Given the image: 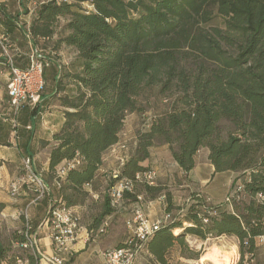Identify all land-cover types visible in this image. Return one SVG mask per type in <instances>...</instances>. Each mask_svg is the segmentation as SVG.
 Here are the masks:
<instances>
[{
    "label": "trees",
    "instance_id": "trees-1",
    "mask_svg": "<svg viewBox=\"0 0 264 264\" xmlns=\"http://www.w3.org/2000/svg\"><path fill=\"white\" fill-rule=\"evenodd\" d=\"M87 2L91 10L83 6ZM216 16L225 28L209 26ZM30 35L35 47L47 52L53 44L54 53L71 48L80 61L76 71L60 69L54 98L65 121L42 145H52L50 187L64 164L75 163L61 182V201L90 206L91 234L98 235L117 211L108 192L127 179L135 193L125 192L123 202H139L141 194L144 201L165 196L171 219L147 244L156 263L168 264L175 246L193 260L185 241L192 235L203 241L235 237L236 264H264V0H49L40 6ZM151 85L176 96L174 105L138 134L119 179L111 175L102 203L92 204L88 187H102L105 155L120 143L128 116L146 112L141 98ZM71 86L74 95L67 93ZM158 144L169 146L187 174L198 153L208 150L215 173L243 174L239 191L215 206L194 192L189 204L176 206L167 187L136 179L150 171L143 164ZM5 209L0 201V214ZM26 231L25 219L6 240L0 236V264H39L41 257L22 247Z\"/></svg>",
    "mask_w": 264,
    "mask_h": 264
},
{
    "label": "crops",
    "instance_id": "crops-1",
    "mask_svg": "<svg viewBox=\"0 0 264 264\" xmlns=\"http://www.w3.org/2000/svg\"><path fill=\"white\" fill-rule=\"evenodd\" d=\"M49 1V0H47ZM44 1L38 0H0V99L3 95L6 94V86L9 80V70L4 65L5 59L2 57V45L8 44L11 48L12 54L15 56V61L17 67L24 69L28 65L27 57L25 56L27 52L31 50V47L34 46L32 40L28 38V30L31 28L35 20L37 19L38 10L40 4ZM62 53V52H61ZM60 53V55H61ZM67 64V63H66ZM68 65V64H67ZM61 66V65H60ZM58 67L57 73L53 76L54 81V91L47 96H43L44 101L54 102L52 107H57L56 110H53L51 113H47L46 126L35 127L37 132L32 130H26L28 134H34V137L30 140V146L34 144L35 154L32 156L35 159V165L38 169V166L42 163L41 156L46 152V166L42 169L47 176H49V161H50V152L52 145L43 146L42 142L49 141L51 142L55 133H57L64 121V109L60 106L58 101L54 98L56 94V84L59 78L60 68ZM9 97V96H8ZM47 101V102H48ZM56 102L58 103L56 105ZM10 104V99H9ZM3 111L1 110L0 104V161L4 163L0 167V201L6 204V210H11L14 203L17 199L12 198L9 195L8 189L12 181L17 180L16 175L19 172L12 170V166L17 163L19 158H22V153L17 149L16 144L11 142V133L10 125L2 121ZM55 116H58V121L55 120ZM37 118V115H33V120ZM39 129V130H38ZM167 146V145H166ZM168 147V155L170 158L171 165L174 169L173 173H166L165 177H160L158 174V167L154 166L156 159L154 157V149L152 150V157L150 161L145 162L144 166H149L150 170H155L158 174L155 185H162L167 187L172 195L173 201L176 206H182V201H188V199H183L177 194L178 188L183 187V183L186 182V178L196 179L201 185L209 186L210 185V176L215 173L214 166L209 161V152L205 150V163H201V151L196 157L195 168L187 174L184 172L178 165V163L173 159L171 151ZM112 150V149H111ZM109 150L104 158V165L100 171L99 181L102 185L100 190L97 192L92 191V187H88L92 194V204L100 205L102 203L101 190L104 189L107 185L111 175H114L115 172L122 169L121 162H118V168L115 170H108L106 165L109 161L110 152ZM133 152V151H132ZM204 153V152H203ZM129 159V158H128ZM23 160V159H22ZM128 161V160H127ZM22 162V161H21ZM203 164V165H202ZM66 164H64L65 166ZM205 167L204 168H202ZM168 166H166L167 168ZM22 171V170H21ZM216 174V173H215ZM21 178V177H20ZM48 178V177H47ZM177 180L183 181L179 186L176 184ZM178 186V187H177ZM58 190L57 188H52V190ZM52 196V195H51ZM139 196L144 197V194ZM62 197L60 190H58L57 196H52V199L49 198L48 207L46 208V213L42 218H36V229L34 230L38 246L43 254V258L40 259L39 264H49L45 257L51 256L54 253L53 250V241L49 236V230L47 227L42 228V221L47 216V213L54 202L59 201ZM162 195L155 200H146L143 202H133L130 199H127L123 202L121 209L116 211L114 214L109 216L107 220L110 223V227L106 234L104 235H93L89 232L90 227L92 226L94 219L91 215L92 210L90 206H75L73 207L76 211L79 212L81 216V229L78 233L77 239L73 246V255L70 260V264H106L105 259L102 256V252L110 249L118 248L119 246L125 245L128 238L132 234V228L128 225L136 215V210L141 209L146 218L150 223H155L158 221L165 222L166 220V199ZM32 196H22L19 202H26L27 208V222L30 223V216L36 217L38 214L37 206H31ZM28 202V203H27ZM218 202H221L220 200ZM219 205V204H218ZM41 223V224H40ZM40 224V225H39ZM181 230H176L175 235L180 234ZM168 264H181L180 261H186L182 257L180 250L177 252V247L175 246L169 253ZM17 264H28L27 260L17 259ZM3 264H7L4 262ZM134 264H159L156 263L154 257L149 252L146 247L142 250L137 256Z\"/></svg>",
    "mask_w": 264,
    "mask_h": 264
},
{
    "label": "rangeland",
    "instance_id": "rangeland-1",
    "mask_svg": "<svg viewBox=\"0 0 264 264\" xmlns=\"http://www.w3.org/2000/svg\"><path fill=\"white\" fill-rule=\"evenodd\" d=\"M39 1V0H38ZM46 2L47 0H40ZM83 6L88 10H91L92 7L89 3H84ZM66 24V21L62 20L61 25L59 27V34L63 31V27ZM211 27H220L225 28V20L216 16L214 20L209 24ZM57 38V37H56ZM53 44L49 45L46 50L47 57L50 59V66L45 70V82L46 87L42 95V100L38 106L33 109L30 107H24L19 114L15 117L14 111L11 109L9 104V95L6 86V94L0 99L1 110L3 111L2 121L10 125V133H11V142L16 144L17 149L22 153V158H19L16 164L12 166V170H14L17 175L16 179L20 178L24 175L23 170V161L27 156L35 154V146L34 144L30 146V140L34 137V134L26 133L27 127L31 126L32 129L35 127L46 126V121L48 120L45 115L47 113H51L53 110H56L57 107H52L54 102L44 101L43 96H47L48 94L54 91V81L53 76L57 73L58 67L66 68L67 70L76 71V68L80 65V61L78 59L77 54L71 48L64 47L63 50L59 53L52 52ZM28 53V52H27ZM61 53V55H60ZM68 65H67V64ZM60 68V69H61ZM1 84V83H0ZM67 93L69 95H74L76 93L75 87H69L67 89ZM176 96L172 93H162L159 85H151L147 89H145L144 94L141 98L143 102L146 112L144 114H131L128 116L125 128L121 134L120 143L115 146L109 156V161L106 165L108 170L117 169L118 162H121V159L129 160L132 151L135 148L137 136L139 133L148 130V127L155 115H161L165 113L167 110H170L175 102ZM58 103L56 102V105ZM51 111V112H50ZM37 115V118L33 120V115ZM56 121H58V116L54 117ZM16 119L19 124L18 129V137H14L13 129H12V120ZM39 130V129H38ZM29 131V130H28ZM36 133L37 130L35 129ZM204 152V153H203ZM154 157L156 163H154L155 167H158V174L160 177H165L166 173H173L174 169L170 167L171 160L168 155V147L166 145L158 144L154 149ZM32 157V156H30ZM42 163L38 166V173H40L45 179H48L45 172L42 170L46 166L45 158L46 152L41 156ZM201 163H205V151H201ZM203 165V164H202ZM166 166H168L166 168ZM205 169V167L202 166ZM22 170V171H21ZM155 171V170H154ZM156 172V171H155ZM157 173V172H156ZM157 174V176H158ZM243 179V174L233 173V172H224V173H213L210 176V185L203 186L196 180L186 178V182L183 183V187L178 188L177 194L181 196L183 199H188V201H182L183 205L189 204L190 198L194 192H200L202 196L207 200V204L209 206H215L224 204L227 202V198L231 196V194L235 193L238 189L239 184ZM179 186L182 184L180 180L176 181ZM177 186V187H178ZM106 187V185H105ZM104 187V188H105ZM104 190V189H103ZM102 190V191H103ZM58 190H51V195L57 196ZM48 196L43 199L39 205L37 206L38 214L36 217L30 216V224L32 226V232L37 228L36 227V218H42V216L46 213V208L48 207L49 198L52 199V196ZM103 196V195H102ZM20 198H17V201L12 206L11 210H6L0 214V236L3 240H6L7 237L11 236L13 231H16L19 228L23 221L27 220V208L26 202H19ZM32 199V198H31ZM144 199V197H143ZM221 202H218V201ZM28 203V202H27ZM43 222V221H42ZM41 222V223H42ZM40 223V224H41ZM39 224V225H40ZM187 226V225H186ZM185 241L189 245V247L193 250L194 256H192L193 260L186 259V261H180L181 264H199V261L207 254L210 253H218L219 256L225 251H232V246H236V238L232 236H222L218 238H209L206 241L200 240L197 237L192 235L185 236ZM225 246V247H224ZM228 246V247H227ZM230 246V247H229ZM181 249L180 246H177V252ZM221 250V251H220ZM224 250V251H223ZM18 251V250H17ZM20 251V250H19ZM31 253L32 250H29ZM28 251V252H29ZM21 252V251H20ZM264 255V249L262 250ZM199 254L201 258L198 260L196 255ZM239 260L238 247L234 257L227 264H236ZM204 264H214L212 262L206 261Z\"/></svg>",
    "mask_w": 264,
    "mask_h": 264
},
{
    "label": "built area",
    "instance_id": "built-area-1",
    "mask_svg": "<svg viewBox=\"0 0 264 264\" xmlns=\"http://www.w3.org/2000/svg\"><path fill=\"white\" fill-rule=\"evenodd\" d=\"M27 34L28 38L32 40L30 29ZM25 56L27 57L28 65L26 68L21 69L16 65L15 56L12 54L10 46L8 44L2 45V57L5 59L4 65L10 73L7 90L10 106L14 111L15 117L24 107L35 109L40 104L46 87L44 78L45 70L50 66V59L47 57L46 52L38 47H31V50ZM12 129L14 137H18L19 124L16 119L12 120ZM27 130H32V127L28 126ZM126 162L127 160L121 159L122 166ZM22 163L24 175L11 182L8 192L14 199L31 195V206L38 205L43 199L50 196L52 188L60 190L62 186L61 182L65 179L67 171L75 166V163H69L63 166L58 172V179L50 187L45 177L38 173L33 157H25ZM119 175L120 171H117L113 177L119 179ZM136 179L139 182L154 185L157 179V173L154 170H150L146 173L139 174ZM239 189L238 187L237 190L239 191ZM125 192L135 193L134 183L127 179L120 180L108 192L111 206L117 211L123 205ZM229 197L226 200L227 202H229ZM138 201L143 202V197L138 196ZM135 213V218L128 223L130 228H132V234L125 245L102 252L106 264H134L137 256L147 247L149 240L156 230L171 219V215L167 214L165 222L158 221L150 223L140 208ZM80 224L81 216L79 212L73 207H67L61 199L56 201L50 208L49 214H47L42 222V228H48L49 236L53 241L54 253L51 256L45 257V260L49 264H70L73 255V246L81 229ZM109 227L110 223L107 220L101 227L98 235L106 234ZM25 236L27 241L22 247L24 249H31L35 255L43 258L44 256L38 246L35 232H32V226L29 222H27ZM260 242L264 244V237L261 238Z\"/></svg>",
    "mask_w": 264,
    "mask_h": 264
},
{
    "label": "bare ground",
    "instance_id": "bare-ground-1",
    "mask_svg": "<svg viewBox=\"0 0 264 264\" xmlns=\"http://www.w3.org/2000/svg\"><path fill=\"white\" fill-rule=\"evenodd\" d=\"M236 251H237V247L236 246H232V251H230V252L229 251H225V252H223L221 254V256H219V254L216 253V252L207 254L199 261V264H204L206 261L212 262L214 264H227L234 257Z\"/></svg>",
    "mask_w": 264,
    "mask_h": 264
}]
</instances>
